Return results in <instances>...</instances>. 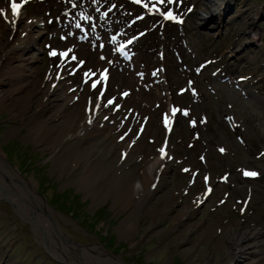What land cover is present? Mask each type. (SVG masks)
Here are the masks:
<instances>
[{"label": "rangeland", "instance_id": "rangeland-1", "mask_svg": "<svg viewBox=\"0 0 264 264\" xmlns=\"http://www.w3.org/2000/svg\"><path fill=\"white\" fill-rule=\"evenodd\" d=\"M9 1L0 0V264H64L46 246L69 264H264V0L155 5L176 20L149 11L153 0H27L19 17ZM68 49L66 61L49 55ZM86 71L96 74L88 83ZM63 102L58 120L74 129L98 110L83 140L54 143L61 124L47 119ZM95 139L111 147L100 196L78 180ZM160 147L161 171L114 200L113 186L140 180ZM67 154L75 159L60 166ZM12 169L30 184L26 200ZM250 229L256 243L238 253Z\"/></svg>", "mask_w": 264, "mask_h": 264}, {"label": "bare ground", "instance_id": "bare-ground-1", "mask_svg": "<svg viewBox=\"0 0 264 264\" xmlns=\"http://www.w3.org/2000/svg\"><path fill=\"white\" fill-rule=\"evenodd\" d=\"M35 25H36V27H35ZM37 25H38V23H36L35 21L32 23V25H31L32 28L30 29L31 32H34L32 29L36 30L37 32L39 31ZM29 34H31V33H29ZM63 92H65V91H63ZM63 92L61 93V95L63 94ZM72 98L73 97L63 98V100L65 99V101H70V99L72 100ZM67 105H66V102L61 103L58 106L57 111L54 112L53 116H51L47 120H52L53 118H54V120L61 119V116L64 114V112H67V109H68ZM98 114H99L98 110L94 111V109H93L92 111L89 112L88 116H86V118H84L82 120V123H78V125L76 126L75 129L72 128L71 124L68 123V121H66L65 119L58 120L59 121L58 123L61 124L60 129H59V135H58L59 138L56 139V141H54V143L57 144L60 141V139H62V137H64V136H79L83 140L87 134H89L91 131H93V128L95 127V124H96L98 117H99ZM99 118H101V117H99ZM89 119H91V121H92L91 123L88 122ZM36 135H37V131L35 132L34 130L29 134V136H33V137H35ZM92 141H93V143H92L91 147L89 148L88 154L86 156L87 164H88L87 165L88 168L86 169L87 172L83 177L79 178L78 180L81 183L80 186H82L83 189L87 190V192H88V194H90V196L92 194H94L95 196L98 194L100 196L105 191V179H104L103 185H101L100 187H95L94 184L98 180H100L99 173H101V167L104 165L103 163L104 162L106 163L107 159L110 158V156H109L110 152L108 153V148H111V147L109 146L110 143L107 142L105 139L104 140L95 139ZM73 146L75 149L76 145H73ZM160 149H161V147L159 148L157 155L153 154V155L148 156L147 159H145V163H144L145 169L140 174V176H141L140 180L135 179V182H133V179H131L130 181H132V184L130 182H125V183H120V186H119V184H116L115 186H113L114 188L112 190V193L115 196L114 200H118L119 202H121L122 201L121 199L126 198L129 195V193H133V194L136 193L137 187L141 188V189L146 188L145 182L143 180L148 181L151 178L155 177L156 174L159 173V171H161V164L164 163ZM124 156H126V155L125 154L122 155V157H124ZM164 157H166V155H164L163 158ZM74 159H75V156H71L68 154L66 156H61V157H59V160H60L59 165L60 166L61 165L62 166H65V165L69 166V164ZM0 171L3 172L1 166H0ZM8 174L9 175L12 174L13 176H15L16 180L20 184L19 187L16 186L17 190L12 189L13 191H15L14 195H16V197H20V199H25V198L28 199V196L24 195V193L29 192V191H25V190L31 189L29 182H27L23 178H21V176L15 170L13 171V169L10 172H8ZM4 176L7 177V174L5 173ZM111 178H113V176ZM116 179L119 180V178H116ZM13 183L14 182L11 183V185H10L11 187H14ZM6 185H8V183H6ZM89 191H91L92 193ZM32 193H33V196L35 198L40 199L39 196H37V193H35V190L34 191L32 190ZM37 206L40 208H45L43 202L37 203ZM250 230L251 231H249L248 233L246 232L245 235L240 236L238 238V240L236 241L235 249L238 253H240L241 250H243L245 247H247L249 245L250 246H252L253 244L255 245L256 242H255V240H253V238L257 234V230L256 229H250ZM99 250H101V252L92 248V252L95 253L96 255H98V256L104 255V253L102 252L103 250L102 249H99ZM105 255L107 257H111L107 253ZM227 257L228 258H226V262L230 261L231 258H234L235 256L229 254ZM116 260H117L116 262L119 263L118 259H116Z\"/></svg>", "mask_w": 264, "mask_h": 264}, {"label": "snow or ice", "instance_id": "snow-or-ice-1", "mask_svg": "<svg viewBox=\"0 0 264 264\" xmlns=\"http://www.w3.org/2000/svg\"><path fill=\"white\" fill-rule=\"evenodd\" d=\"M24 2L27 3V0H24ZM133 2L136 3V4H140L141 3V0H133ZM181 3H182V0H181ZM156 4H159V5H162V6L165 5V4H167V5H176L177 4V0H153V7L152 8H149V5L148 4H144V7L145 8H149V11L159 13L166 20H176L177 19L176 15L174 14L173 11H171V10H169V11H162L161 8L155 7ZM76 6L77 5L75 3L72 4V7L73 8H75ZM23 7H24V4H19V3L16 2V0H12V2H11V13H12V15L13 16H16V17H19L20 16V10ZM0 15H5L2 10H0ZM81 15H83V14H81ZM104 15L106 16L107 13H104ZM83 18L84 19H87V20H91V17H89V16H84ZM178 22L182 23L183 21L180 20ZM76 27L77 28H80V25L77 24ZM112 42L113 43H119V41L117 40V38L115 36L112 37ZM129 43H131V41H129ZM124 48H125V45H120V47H119V51L122 54H125L124 53ZM72 51H73L72 49H68L67 51H62V52H58V51L53 50V51H51L49 53V55L52 56V57L59 56L62 60H65L66 61V60L69 59V56L72 53ZM103 58L104 57H102V59ZM71 60L72 61H76L77 60V57L74 56V55H72L71 56ZM80 66L81 67L83 66V62H80ZM71 74L72 75H75V72H72ZM100 75L103 78V82H106L107 79H108L107 70H105L104 72H102ZM95 76H96V74L94 72H87L86 71L84 73V77L86 78L84 80V83H88L89 79L90 78H94ZM100 84H101V80L97 79V80H95L91 84V87L95 90ZM53 87H55V85H53ZM100 95L103 96V93H100ZM126 95H127V93H125V96ZM107 103H108V105H113L115 103V101L108 100ZM89 111H91V109ZM179 111H180V109L174 108L173 109V115H175ZM183 114L185 116L188 115L187 111H185ZM165 121H166V123H170V121L167 120V117H165ZM88 122L91 123L92 122L91 119H89ZM194 124H195V122L193 121V125ZM221 151H223V149H221ZM160 152L162 153V158H163V156L166 155L165 149L164 148H161L160 149ZM125 155H127V154H125ZM185 171H188V169H185ZM244 175L246 177L255 178L258 175V173L257 172H254V171H245L244 172ZM207 179L208 178L205 177V180H207ZM210 191H211V189H209V192Z\"/></svg>", "mask_w": 264, "mask_h": 264}, {"label": "water", "instance_id": "water-1", "mask_svg": "<svg viewBox=\"0 0 264 264\" xmlns=\"http://www.w3.org/2000/svg\"><path fill=\"white\" fill-rule=\"evenodd\" d=\"M44 251H45L46 254L49 255V257L52 258L53 260H55V261H59V262L64 263V264H69L67 261L62 260V259H60V258H57V257H54L53 255H51V253H50V251H49V249H48L47 246L44 248Z\"/></svg>", "mask_w": 264, "mask_h": 264}]
</instances>
